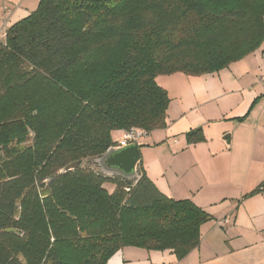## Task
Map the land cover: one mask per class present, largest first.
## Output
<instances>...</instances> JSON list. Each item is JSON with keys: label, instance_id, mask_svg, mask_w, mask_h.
<instances>
[{"label": "trees", "instance_id": "16d2710c", "mask_svg": "<svg viewBox=\"0 0 264 264\" xmlns=\"http://www.w3.org/2000/svg\"><path fill=\"white\" fill-rule=\"evenodd\" d=\"M263 19L264 0H39L8 28L0 264H106L124 247L182 259L195 249L211 216L162 195L141 166L128 180L95 160L114 147L113 131L166 126L170 99L157 76L218 73L260 48ZM185 136L203 140L201 129Z\"/></svg>", "mask_w": 264, "mask_h": 264}, {"label": "crops", "instance_id": "0c3cea01", "mask_svg": "<svg viewBox=\"0 0 264 264\" xmlns=\"http://www.w3.org/2000/svg\"><path fill=\"white\" fill-rule=\"evenodd\" d=\"M38 2L39 0H0V27L10 28L14 23L32 13ZM258 51L260 55L257 54ZM244 59L246 72H252L253 77L248 75L241 82L240 80L232 82L233 71L224 72L225 69L218 73L197 76L220 75L218 78L224 87L222 97L234 99V94L229 93L231 85L242 89L245 99L238 106V110H228L229 101L211 108L203 107V111H208V114L203 118L198 116L194 120H187L186 129H183L186 113L181 111L180 105L169 102L166 126L148 133L146 138L138 144L141 150L148 144L147 137L156 133L160 139L174 137L178 143L173 148H175L174 151H178L183 145V134L189 129L197 124H203L207 138L209 131L207 122L213 119L215 123H221L214 132L217 137L213 145L207 142L187 148V150H198L199 157H191L182 163L150 161L147 163L149 167L143 170L162 195L173 200H189L211 216L209 221L200 226L199 245L182 259H177L171 251L167 250L147 251L135 247H124L106 264H264V190H262L264 184V76L255 78L257 69L260 70L259 65L264 64V43ZM236 63L230 66L233 67ZM177 77L196 78L181 74L159 75L155 78V82L168 91L170 82ZM215 88L217 90V85ZM253 101L256 105L248 116L243 117L240 122L233 120L227 122V120L241 118L244 115H241L242 112L248 109ZM220 107L223 110L219 115ZM111 136L115 141L121 136V131H113ZM226 136H229L228 143L227 140H223ZM166 139H162L161 142H165ZM206 158L212 161L206 162L209 169L202 167V170L200 168L197 170L191 167L194 162L200 163ZM139 166H141V159ZM185 172L191 176L178 185L177 178ZM258 186H261L258 192L244 197ZM103 187L109 193L115 189L112 183H106Z\"/></svg>", "mask_w": 264, "mask_h": 264}, {"label": "rangeland", "instance_id": "374dc122", "mask_svg": "<svg viewBox=\"0 0 264 264\" xmlns=\"http://www.w3.org/2000/svg\"><path fill=\"white\" fill-rule=\"evenodd\" d=\"M38 6V5H37ZM36 6V8H37ZM34 8L31 12H34L36 10ZM254 53V52H253ZM257 54H261L258 53ZM237 61V63L232 67L228 66L225 68L224 72H232L231 75V81L240 80V82L243 80L244 77L250 76L253 77L252 72L247 73L246 67V61L243 60ZM257 62V61H256ZM260 70L257 69V76L255 78H261L264 76V64L259 65ZM261 71V72H259ZM237 73V74H234ZM245 75H244V74ZM247 73V74H246ZM174 74H181L185 75L183 73H173ZM170 75H163V76H170ZM243 75V76H242ZM186 76V75H185ZM218 74L213 75L212 77H196V78H189L185 77V79H181L177 77L175 80L171 81L169 84V89L167 92V95L170 99V102L173 104L180 105L181 111L186 113V118L184 120L183 129H186V124L188 123L187 120L196 119L198 116L201 118L205 117L208 114V111H203V107L211 108L220 105L222 102L229 101V109L238 110V106L242 103L243 99H245V93L242 91V89L236 87L235 85L229 86V93L234 94V99L231 97H222V91L223 86L220 82V78H218ZM237 79H234L236 78ZM241 78V79H240ZM207 79V80H206ZM234 79V80H233ZM169 81V80H168ZM213 81H216L213 83ZM217 85V90L215 86ZM226 85H228V81H226ZM256 104H254V101L251 102L248 109H245V111L242 112L241 115H243L241 118H235L231 120H227V122L236 121L240 122L243 117H246L249 115L250 111L253 109V107ZM262 106V104H259ZM223 108L220 107L219 115L221 114ZM247 110V111H246ZM226 111V110H225ZM245 112V113H244ZM207 124L209 125L207 128H209L208 133V140L204 133V125L203 124H197L195 127L189 129V131H195L197 129H201L203 140L194 144L187 143L186 140V132L183 134V141L182 146L179 148L180 150L174 151L175 148L174 145H176V141L174 140V137L166 139L165 137L159 138L157 137L156 133H152L150 137H147L149 139L148 144L139 150L140 157H141V168L142 170H146L149 165L147 164L150 161H168L170 163L172 162H178L182 163L183 161L191 158V157H199V151L195 149H189L192 146L207 143L213 145L215 143L216 137L215 136V130L217 129L218 125L221 123H215V121L212 119L210 122L208 121ZM121 131V133L124 130H117ZM230 134V133H229ZM179 136V135H178ZM162 139H166L165 142H161ZM208 148V146L206 147ZM206 162H212L209 158L204 159L202 162H194L191 167L195 169H201L202 167H205V169H209L210 167L207 166ZM190 169V168H189ZM188 170V169H187ZM202 170V169H201ZM191 175L188 172L183 173L181 176H179L176 180V183L178 185H181L184 181H186ZM132 180V179H131ZM106 184V183H104ZM103 184V185H104ZM23 262V261H22Z\"/></svg>", "mask_w": 264, "mask_h": 264}, {"label": "water", "instance_id": "95a60500", "mask_svg": "<svg viewBox=\"0 0 264 264\" xmlns=\"http://www.w3.org/2000/svg\"><path fill=\"white\" fill-rule=\"evenodd\" d=\"M229 140V136L223 138ZM139 145L129 144L125 147H117L108 149L100 158L95 160L96 164L100 167V171L107 177L119 176L128 180L138 179V168L140 165ZM79 162L71 163L62 168L59 173L74 170L78 168ZM264 190V184L262 186ZM48 194V191L41 192V196ZM8 232H16L9 229Z\"/></svg>", "mask_w": 264, "mask_h": 264}, {"label": "built area", "instance_id": "2783aa9c", "mask_svg": "<svg viewBox=\"0 0 264 264\" xmlns=\"http://www.w3.org/2000/svg\"><path fill=\"white\" fill-rule=\"evenodd\" d=\"M7 28L0 27V41H4L7 35ZM147 134L139 128L124 130L121 136L114 141V148L125 147L129 144H139L146 138ZM226 223V222H225Z\"/></svg>", "mask_w": 264, "mask_h": 264}]
</instances>
